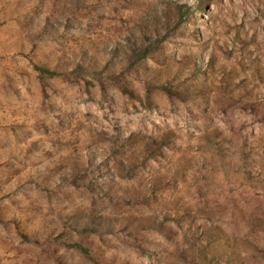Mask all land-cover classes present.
Instances as JSON below:
<instances>
[{"label":"rangeland","instance_id":"rangeland-1","mask_svg":"<svg viewBox=\"0 0 264 264\" xmlns=\"http://www.w3.org/2000/svg\"><path fill=\"white\" fill-rule=\"evenodd\" d=\"M0 264H264V0H0Z\"/></svg>","mask_w":264,"mask_h":264}]
</instances>
